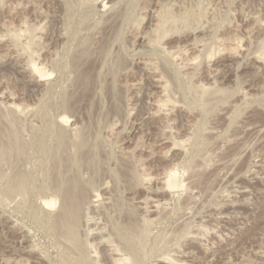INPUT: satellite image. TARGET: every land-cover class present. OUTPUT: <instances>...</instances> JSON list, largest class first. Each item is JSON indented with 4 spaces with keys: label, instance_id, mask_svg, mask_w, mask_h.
Returning <instances> with one entry per match:
<instances>
[{
    "label": "rangeland",
    "instance_id": "1",
    "mask_svg": "<svg viewBox=\"0 0 264 264\" xmlns=\"http://www.w3.org/2000/svg\"><path fill=\"white\" fill-rule=\"evenodd\" d=\"M118 257L264 264V0H0V264Z\"/></svg>",
    "mask_w": 264,
    "mask_h": 264
},
{
    "label": "bare ground",
    "instance_id": "2",
    "mask_svg": "<svg viewBox=\"0 0 264 264\" xmlns=\"http://www.w3.org/2000/svg\"><path fill=\"white\" fill-rule=\"evenodd\" d=\"M24 27H25V25H24ZM23 31H18V32H16V33H14V35H13V33H12V35H13V37L14 38H16L15 40L17 41L19 38H20V35H21V33H22ZM11 35V36H12ZM23 36V35H22ZM13 38V39H14ZM18 38V39H17ZM18 42H20L19 40H18ZM31 47V46H30ZM29 48V47H28ZM27 48V49H28ZM30 50V49H29ZM32 56V55H31ZM31 56H29V59L26 61V62H24V61H18V65H17V67H18V69H20L21 70V73L20 74H26V73H28V69H32V70H35V71H37V69H36V67L34 66V62H33V60H31L30 58H31ZM14 58V57H13ZM148 63V62H147ZM16 65V64H15ZM149 66V65H148ZM225 66V65H224ZM146 67V66H145ZM226 69V68H225ZM224 69V70H225ZM20 70H19V72H20ZM152 72V71H151ZM151 72H149V73H151ZM154 73V72H153ZM147 75H148V73H146ZM145 74V75H146ZM52 75H53V73H52ZM151 75V74H150ZM161 75V74H160ZM24 76V75H23ZM153 76H156V75H153ZM149 77V76H148ZM151 77H152V75H151ZM164 77V76H163ZM152 79H153V81L154 82H159L161 79H162V81H163V78H161L160 77V79L159 80H156L157 78L155 77V78H153L152 77ZM151 79V80H152ZM227 79H229V78H227ZM27 80V79H26ZM147 81H148V79H147ZM153 82V83H154ZM161 82V81H160ZM151 84V83H150ZM155 84V83H154ZM160 84V83H159ZM158 83H157V86L160 88V85H159ZM157 86H155V88L157 87ZM161 86H163L164 87V85L162 84ZM162 87V88H163ZM165 90V89H164ZM153 91V90H152ZM161 92V91H160ZM146 97H148V96H146ZM156 98V97H155ZM154 101H157L156 99L154 100ZM169 102V101H168ZM152 103H154L153 101H152ZM158 102H156L155 103V106L157 107V108H159V109H161L160 107H162V106H160V105H158L157 104ZM166 103H164V105H165ZM152 105V104H151ZM156 108V109H157ZM162 108H164V107H162ZM155 109V110H156ZM155 112V111H154ZM154 112H152V113H154ZM157 112H159V111H157ZM157 112L155 113V115L157 114ZM150 115V114H149ZM147 117H148V115H147ZM151 117H152V115H151ZM177 118V117H176ZM61 121H63V123H68L69 122V118H67V117H64L63 116V118L61 119ZM147 121V120H146ZM180 121V120H179ZM178 122V121H177ZM61 124V123H60ZM181 125V124H180ZM63 126V125H62ZM65 129V128H64ZM130 134V133H129ZM169 139V138H168ZM170 140V139H169ZM163 142V141H162ZM179 142H177L176 144H174V145H176L175 147H177V145L179 146L180 144H178ZM183 143V142H182ZM181 146H183V145H181ZM175 150V149H174ZM176 157V156H175ZM60 165V164H59ZM57 166V165H56ZM173 167V166H172ZM60 168V167H59ZM173 171H171V172H169V174H168V178L170 179L169 180V182L170 183H174L175 181H176V178H175V176H174V173H175V171H174V173H172ZM55 173V172H54ZM58 173V172H57ZM58 175V174H57ZM61 175V174H60ZM59 175V176H60ZM166 175V174H165ZM57 178V177H56ZM55 178V179H56ZM63 178H65L64 176H63ZM62 178V179H63ZM61 180V179H60ZM69 181H68V183L70 184V179H68ZM66 180H64V182H65ZM79 181V180H78ZM78 181H77V184H75L76 186L74 187V186H69V184H68V186L66 187V189H65V194H63V196L65 197V198H63V203H61L62 204V209L66 212L65 214L67 215V217H66V215H65V219L66 220H69V219H72V217L71 216H74V211L75 210H77V209H79V208H82V206H83V204H84V197L82 198V195L83 194H81V197L80 196H78L79 194H77L78 192H76V188H77V185H78ZM63 182V183H64ZM58 183V182H57ZM72 183V182H71ZM56 184V183H55ZM168 184V183H167ZM63 185V184H62ZM73 185V184H72ZM168 185H170V184H168ZM57 186V185H56ZM65 187V186H64ZM164 187V186H163ZM169 187V186H168ZM61 188V187H60ZM63 188H61V190H62ZM80 190V189H79ZM79 190H77V191H79ZM161 192V191H160ZM80 193H81V190H80ZM86 197V196H85ZM134 197V196H133ZM132 198V197H131ZM146 198V197H145ZM82 199V200H81ZM80 200V201H79ZM109 200V199H108ZM146 201H141V202H139V204H140V206H139V208L140 209H143V210H145V213L146 214H148L149 216L150 215H152L154 212H155V210L157 209V207H158V202H155V201H153V202H151V200H150V202H149V199L147 200V199H145ZM55 197L54 198H52V199H49L48 200V202L46 203L45 202V204L48 206V208L50 209V207H53V206H55ZM87 201V200H86ZM86 203V202H85ZM135 203H137L136 201H135ZM136 206V205H135ZM61 209V211H63ZM159 210V209H158ZM79 211H81V209H79ZM79 211H77V212H79ZM75 214H76V212H75ZM81 214V213H80ZM79 214V215H80ZM77 215V214H76ZM148 216V217H149ZM146 218V217H145ZM78 219H79V217H78ZM147 219V218H146ZM154 219V218H153ZM65 220V221H66ZM64 221V220H63ZM65 221L63 222V223H65ZM77 220H75V222H76ZM152 222V221H151ZM67 224H65L64 225V227L66 226ZM77 227V226H76ZM75 227V228H76ZM74 228V227H73ZM77 230V229H76ZM68 232V231H67ZM76 233H77V231H76ZM73 235H74V233H73ZM76 237V236H75ZM118 250V249H117ZM118 253V252H117ZM120 253V252H119ZM109 254V253H108ZM116 257V256H115ZM126 258V257H125ZM126 260V259H125ZM125 260H123V258L122 259H119V257H118V259L117 258H114L113 259V264H119V263H123ZM127 261H128V259H127ZM129 262V261H128ZM178 263V262H177ZM182 263V262H181ZM179 264H180V262H179Z\"/></svg>",
    "mask_w": 264,
    "mask_h": 264
}]
</instances>
